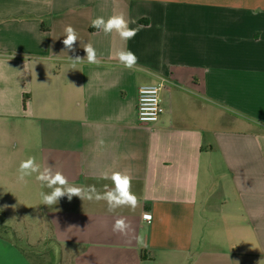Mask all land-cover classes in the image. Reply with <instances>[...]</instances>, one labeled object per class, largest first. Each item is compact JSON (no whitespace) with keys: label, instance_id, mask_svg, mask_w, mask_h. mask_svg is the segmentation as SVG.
I'll list each match as a JSON object with an SVG mask.
<instances>
[{"label":"crops","instance_id":"obj_1","mask_svg":"<svg viewBox=\"0 0 264 264\" xmlns=\"http://www.w3.org/2000/svg\"><path fill=\"white\" fill-rule=\"evenodd\" d=\"M121 13L144 26L131 40L91 27ZM86 43L99 65L69 59ZM143 86L162 87L156 124L138 120ZM29 157L85 192L132 178L137 208L109 212L87 195L44 205L51 189L26 177L70 264H264V0H0V164ZM21 249L0 233V264H35Z\"/></svg>","mask_w":264,"mask_h":264},{"label":"clouds","instance_id":"obj_2","mask_svg":"<svg viewBox=\"0 0 264 264\" xmlns=\"http://www.w3.org/2000/svg\"><path fill=\"white\" fill-rule=\"evenodd\" d=\"M131 24H137L136 20L129 21L125 18L124 14H115L108 17L105 20L104 17H96L91 21V27L94 29L102 30L105 34H111L115 32L118 34L121 40L128 41L133 39L139 31L143 29V25L137 24L136 27H130ZM65 39L63 44L69 50L73 49V45L79 40L76 30L71 26H67L64 29ZM84 51L86 52V57L81 59L76 57L75 59L69 58L73 65L78 62L86 60L89 64L99 65L101 61L97 57V52L91 43H86L83 45ZM117 58L125 68L133 69L137 66L138 57L131 50L121 49L117 52ZM102 142V141H101ZM17 179L26 183V177L32 176L36 173V180L41 183L43 187L51 189V192L44 193L41 192V197L44 205H54L57 204L61 197L67 196L71 199L72 196L83 197L87 195L89 200L95 198L97 201L104 200L107 203L108 211L113 212L115 209L120 207H130L135 210L139 205L137 196L131 191V177L129 175L123 174L120 171H115L111 176H105V179H111L113 187L108 189L105 186V191L103 193H98L94 186H90L87 192L84 189L77 186L69 185L67 178L60 172L53 173L50 168H45L41 171L40 166L36 163L35 157H29L28 159L22 161L19 165ZM144 219L151 220V215L148 213L144 214ZM128 229V224L125 219H116L113 224V232H118L121 234H126Z\"/></svg>","mask_w":264,"mask_h":264},{"label":"rangeland","instance_id":"obj_3","mask_svg":"<svg viewBox=\"0 0 264 264\" xmlns=\"http://www.w3.org/2000/svg\"><path fill=\"white\" fill-rule=\"evenodd\" d=\"M11 148L16 147L12 144ZM19 165L15 161L11 167L0 164V233L18 243L35 264H70L51 243L48 218L42 210L37 188L17 179L19 173H14V168L17 166L18 172Z\"/></svg>","mask_w":264,"mask_h":264},{"label":"built area","instance_id":"obj_4","mask_svg":"<svg viewBox=\"0 0 264 264\" xmlns=\"http://www.w3.org/2000/svg\"><path fill=\"white\" fill-rule=\"evenodd\" d=\"M161 90V86H143L139 89L137 114L140 123L156 124L160 121L165 113Z\"/></svg>","mask_w":264,"mask_h":264},{"label":"trees","instance_id":"obj_5","mask_svg":"<svg viewBox=\"0 0 264 264\" xmlns=\"http://www.w3.org/2000/svg\"><path fill=\"white\" fill-rule=\"evenodd\" d=\"M21 250L23 251V253H24L27 257L31 258V257L28 255V253H27L24 249H21Z\"/></svg>","mask_w":264,"mask_h":264}]
</instances>
